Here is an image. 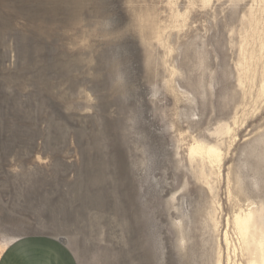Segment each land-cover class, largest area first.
<instances>
[{
	"label": "rangeland",
	"instance_id": "374dc122",
	"mask_svg": "<svg viewBox=\"0 0 264 264\" xmlns=\"http://www.w3.org/2000/svg\"><path fill=\"white\" fill-rule=\"evenodd\" d=\"M263 86L264 0H0V252L40 235L79 264H247ZM195 142L221 154L210 188Z\"/></svg>",
	"mask_w": 264,
	"mask_h": 264
},
{
	"label": "bare ground",
	"instance_id": "6f19581e",
	"mask_svg": "<svg viewBox=\"0 0 264 264\" xmlns=\"http://www.w3.org/2000/svg\"><path fill=\"white\" fill-rule=\"evenodd\" d=\"M189 157L192 163L201 164V173L198 176L210 188L209 176L207 172H205V169L206 167L213 166L215 162L221 160L219 149L204 142H195L189 147ZM263 215V209L254 210L253 208H250L248 210L240 211L234 217V225L247 256V264H264ZM225 240L229 243L227 232L225 233ZM220 260L221 259L218 260V264H220Z\"/></svg>",
	"mask_w": 264,
	"mask_h": 264
},
{
	"label": "crops",
	"instance_id": "0c3cea01",
	"mask_svg": "<svg viewBox=\"0 0 264 264\" xmlns=\"http://www.w3.org/2000/svg\"><path fill=\"white\" fill-rule=\"evenodd\" d=\"M0 264H79L74 253L52 237L16 239L0 252Z\"/></svg>",
	"mask_w": 264,
	"mask_h": 264
}]
</instances>
